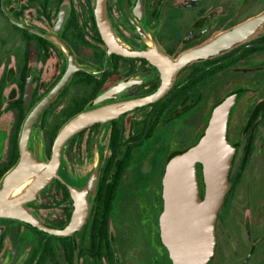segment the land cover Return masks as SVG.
<instances>
[{
  "label": "flooded vegetation",
  "instance_id": "obj_1",
  "mask_svg": "<svg viewBox=\"0 0 264 264\" xmlns=\"http://www.w3.org/2000/svg\"><path fill=\"white\" fill-rule=\"evenodd\" d=\"M95 2L0 0V180L19 157L22 117L60 82L67 53L80 68L34 123L45 151L62 122L105 89L134 80L104 101L110 102L148 94L159 85V71L146 57L109 51ZM263 8L264 0H106L111 27L124 45L141 51L156 44L173 58ZM28 80L32 90L25 103ZM231 94V186L205 264H264V25L214 56L187 63L159 100L73 135L62 153L68 185L55 178L26 206L44 225L65 226L75 208L72 187L82 188L97 169L87 217L65 236L0 217V264H173L160 226L165 164L199 140L212 108ZM255 152L257 177H245ZM198 178L203 196L199 167Z\"/></svg>",
  "mask_w": 264,
  "mask_h": 264
},
{
  "label": "water",
  "instance_id": "obj_2",
  "mask_svg": "<svg viewBox=\"0 0 264 264\" xmlns=\"http://www.w3.org/2000/svg\"><path fill=\"white\" fill-rule=\"evenodd\" d=\"M95 18L109 51L146 57L157 67L160 83L148 94L110 102L104 101L115 99L118 93L133 84L134 80L120 81L105 89L92 103L62 123L53 139L48 157L38 134H35L34 123L75 68H80L73 55L67 53L68 66L60 82L25 116L18 136L19 157L0 180V217L22 219L40 230L57 236L70 234L81 226L88 214L90 196L94 194L97 185L95 169L85 179L86 181L84 180L85 184L81 183L84 185L82 188L72 187L75 206L72 220L60 228L44 225L27 208L26 203L35 200L40 190L51 180L57 178L68 185L66 163L62 154L66 142L91 124H103L127 111L159 100L167 94L177 73L187 63L214 56L262 28L264 10L174 58L156 44L141 51H134L124 45L111 27L106 11V0H96ZM31 90L28 80L25 103L30 97ZM234 100L235 94H231L216 103L199 140L188 148L171 154L165 164L164 206L160 215V226L162 240L169 250L173 264H205L213 254L216 217L231 186L229 172L235 146L227 138V126ZM198 165L202 172L203 196L200 194Z\"/></svg>",
  "mask_w": 264,
  "mask_h": 264
},
{
  "label": "rangeland",
  "instance_id": "obj_3",
  "mask_svg": "<svg viewBox=\"0 0 264 264\" xmlns=\"http://www.w3.org/2000/svg\"><path fill=\"white\" fill-rule=\"evenodd\" d=\"M262 10H264V8ZM35 130H36L35 134H38V136H39V138L41 140V143H42V145L44 147L43 137L41 136V134L39 133V131H38L37 128ZM236 163H237V161H236ZM259 164H260V154L255 152L253 154L251 164H250V166L248 167V169L246 171L245 177H249V176L257 177V174H258V165ZM242 193H244V192L243 191H238L237 192V194H242Z\"/></svg>",
  "mask_w": 264,
  "mask_h": 264
},
{
  "label": "trees",
  "instance_id": "obj_4",
  "mask_svg": "<svg viewBox=\"0 0 264 264\" xmlns=\"http://www.w3.org/2000/svg\"><path fill=\"white\" fill-rule=\"evenodd\" d=\"M81 110V109H80ZM76 113V112H75ZM72 116V115H71ZM24 117H22V119H23ZM22 119H21V121H20V126H19V129H18V132L20 131V127H21V125H22ZM68 119V118H67ZM66 119V120H67ZM24 120V119H23ZM64 122V121H63ZM62 122V123H63ZM62 125V124H61ZM60 125V126H61ZM59 126V127H60ZM59 127L57 128V130H55L54 131V133L52 134V137H51V140H50V144H49V146L46 148V151H45V153L47 154V155H49L50 154V150H51V144H52V141H53V139H54V137H55V135H56V133H57V131H58V129H59ZM44 150H45V148H44ZM181 151V150H180ZM46 155V156H47ZM17 158H18V153H17V156H16ZM17 158H16V160L13 162V164L12 165H14L15 164V162L17 161ZM198 167L201 169V167H200V165H198ZM201 193H203V192H201Z\"/></svg>",
  "mask_w": 264,
  "mask_h": 264
},
{
  "label": "bare ground",
  "instance_id": "obj_5",
  "mask_svg": "<svg viewBox=\"0 0 264 264\" xmlns=\"http://www.w3.org/2000/svg\"><path fill=\"white\" fill-rule=\"evenodd\" d=\"M19 189H20V188H19ZM19 189H17V190H16V192H18V191H19ZM16 192H15V193H16Z\"/></svg>",
  "mask_w": 264,
  "mask_h": 264
}]
</instances>
